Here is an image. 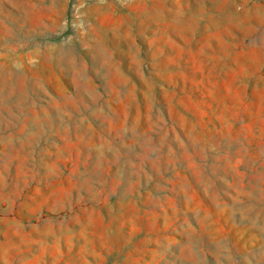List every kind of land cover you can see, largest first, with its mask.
I'll use <instances>...</instances> for the list:
<instances>
[{
	"label": "rangeland",
	"instance_id": "1",
	"mask_svg": "<svg viewBox=\"0 0 264 264\" xmlns=\"http://www.w3.org/2000/svg\"><path fill=\"white\" fill-rule=\"evenodd\" d=\"M0 264H264V0H0Z\"/></svg>",
	"mask_w": 264,
	"mask_h": 264
}]
</instances>
